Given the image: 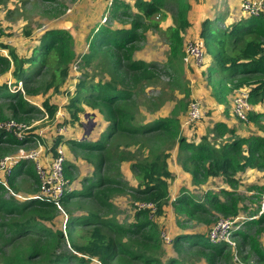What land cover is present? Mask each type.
Segmentation results:
<instances>
[{"label":"trees","instance_id":"obj_1","mask_svg":"<svg viewBox=\"0 0 264 264\" xmlns=\"http://www.w3.org/2000/svg\"><path fill=\"white\" fill-rule=\"evenodd\" d=\"M130 1L132 5L115 2L111 10L112 19L117 20L120 11L126 13L133 8L135 11L128 16L129 28L99 26L98 36L92 40L88 51L80 56L86 67L94 59L103 60L110 78L103 83H93L83 73L64 106L69 111L70 120L63 121V124L71 122L76 125L78 122L80 126L79 115L85 113L80 106L83 104L97 111L108 123L107 130L93 140H64L55 136L49 152L54 156L58 145L65 141L82 153L97 174L95 180L87 178L86 184L82 182L81 191L65 192L61 196L63 209L77 206L75 209L79 210L86 202L96 210H111L112 199L123 193L126 186L119 170L120 163L124 161L130 163L129 168L137 181L136 187L131 189L132 197L139 199L138 203H152L156 210H137L133 222L124 226L114 218L103 219L95 213H88L85 217H74L69 213L64 235L53 223L58 209L52 202L29 199L19 202L14 198H4L8 189L14 187L19 174L31 177L33 183L39 185L33 165L20 161L12 169L16 175L6 177V185L0 182V241L6 249L1 254V264H92L94 261L100 264H163V255H159L161 232L153 217H162L170 202L173 171L167 161L170 155L166 150L172 149L168 147L169 142L175 143L176 160L180 170L190 178V187L204 186L208 180L214 185L213 191H205L198 199L186 185H182L171 203L178 218L176 224L181 229L184 228L183 218L212 217L209 210L224 218H237L241 212H247V216L243 220V229L234 235L238 243L235 248L230 249L225 243L211 244L206 235L179 233L172 238L171 249L180 256V260L168 258L164 264H233L236 256L233 252L246 263L249 253L240 257L238 250L241 248H248L255 257V264H264V251L258 241L264 234V212L254 218L264 197V183L246 187L247 196L237 191L248 171L256 170L264 179V136L239 137L234 127L220 120L198 140H195V134L192 139H187L182 134L181 122L191 101L187 104L184 99L173 106L169 116L142 126L135 125L132 111L134 92L142 83L156 80L158 75L153 66L132 59L136 50L134 44L143 38L142 32L147 28L158 29L154 18L161 14L162 5L169 0ZM171 1L177 8V15L173 18V25L165 29L169 42L166 68L182 76L183 34L189 28L191 5L189 0ZM227 17L226 14L222 17L217 15L201 22L197 40L202 42L208 61L203 66L208 71L207 76L203 72L201 74L210 88L211 97L219 106L226 103L227 96L235 97L236 91L247 90L252 111L248 113L246 123L258 125L264 119V113H256L253 108L264 107V23L256 18L230 22ZM3 48L8 55L0 54V71L11 70L15 85L13 90L6 84L0 85V122L7 120L5 110L19 122L20 115L31 111L30 99L39 91L42 90L43 95L51 89L57 92L64 83L67 68L76 59L74 40L67 30L51 29L42 33L37 45L29 52L18 54L6 45ZM46 76L47 81L39 86ZM17 83H20L21 90L17 89ZM184 96L189 97L187 90ZM48 103L45 100L43 106L49 116H53L57 107ZM231 113L236 119L232 107ZM30 136L23 135L20 142L13 134L0 131V159L9 155L10 147H18L23 141L32 142ZM125 139L132 141V145L143 139L138 148L140 151L145 149L146 153L140 161H135L131 152L125 153L115 144L117 140ZM125 146L126 149L130 147L128 144ZM219 182L220 186L217 185ZM72 197L80 201L70 203ZM245 200L255 203V209L248 211L242 205ZM73 226L85 228L82 244L72 238Z\"/></svg>","mask_w":264,"mask_h":264},{"label":"rangeland","instance_id":"obj_2","mask_svg":"<svg viewBox=\"0 0 264 264\" xmlns=\"http://www.w3.org/2000/svg\"><path fill=\"white\" fill-rule=\"evenodd\" d=\"M242 1L189 0L191 10L188 13L189 28L183 34L184 46L189 42L197 41L201 22L205 18L212 19L214 16L218 15L222 17L226 14L228 16L227 20L230 22H237L239 20L246 21L248 18L241 11ZM121 2L132 5V1L130 0H123ZM112 7L113 5L111 7L107 6L100 0H0V54L2 56L7 57L8 55L3 45H6L8 49L17 51L18 54L21 51L23 53L29 52L37 45V40L42 33L51 29H63L70 32L74 40V51L76 54V59L68 66L67 77L64 83L60 85L58 91L56 92L51 89L45 95L42 94V90L39 91L36 97L30 99L31 111L20 115L21 121L18 123L25 125L21 134L31 135L30 138L33 141H23L18 147H10V153L7 156L17 157L20 155L36 154L38 163L46 165L53 156L49 152V147L55 136L62 137L64 140L69 138H75L78 141H83L84 138L93 140L100 133L107 130L108 123L101 119L97 111H93L83 104L80 106L84 109L85 113L79 115L81 121L80 126L78 122L76 125H73L71 122L63 124V121L70 120L68 116L69 111L65 110L64 106L67 104V97L71 94L75 83L78 79H81L83 73H86L88 80L93 83H97L98 81H102L103 83L110 78L107 74V68L103 65V60L94 59L86 67L81 63L80 56L88 51L92 40L98 36L97 31L99 26L106 28H115V26L129 28L130 20L128 16L135 10L131 8L126 13L120 11L117 15L118 19L113 20L111 17ZM176 15V6L171 0L167 1L161 7V14L154 18V22L158 23V29L154 27L147 28L144 30L145 32H142L143 38L134 44L136 50L132 59L142 60L153 66L158 75L156 80L150 83H142L134 92L132 111L135 125L142 126L158 118L169 116L173 106L178 101L184 99L187 104L192 100L197 101L202 109V118L194 123L192 128H181L182 134L187 139H192L195 134V140H198L202 135L208 134L210 127L216 121L220 120L234 127L239 137L264 136V119L258 125H254L237 121L233 117L231 107L234 95L227 96L226 103L222 106H219L214 101L210 95V88L204 76H202L203 73V75L207 76L208 72L204 67V69H194L191 66H185L183 64L184 73L182 76L173 74L166 68L169 57V42L165 35V29L173 25V18H176ZM100 48L102 49V47ZM47 79L48 76L44 77L38 85H43ZM14 80L11 75V70L8 72L0 71V85L6 84L9 89L13 90L12 87L15 85ZM16 85L17 89L21 90L20 83ZM186 90L189 93L188 98L184 96ZM45 100H48L51 106L57 107L53 116H49L47 109L43 106ZM223 109H225L226 114ZM253 109L256 113H264V107L259 106ZM58 113H60V116ZM5 115L7 119H12L10 111L5 110ZM61 115L64 116L63 119H61ZM61 127L65 129L62 133L59 132ZM142 140L137 141L135 145H132V141H128L127 139L122 141L117 140L115 144L121 147L120 150L125 153L131 152L134 155L135 161H140L146 153L145 149L140 151V148H138ZM171 143H168V147L172 149L166 150L170 155L167 161L173 171V180L170 181L171 186L169 188L170 202L165 208V214L162 217L158 219L157 217H153L161 232V237L164 235L170 240L169 244H166L164 243V239L162 240L163 237L161 238L159 255H163V264L166 263L168 258L180 260V256H177L171 249V241L174 236L179 233L189 232H193L195 235L202 234L207 236L209 230L214 227L213 225L218 220L236 219L233 217L224 218L222 215L213 212V210H209L212 217L197 216L195 220H186L183 218L184 228L182 229L176 224L178 218L174 215L171 203L180 193L182 185H186L196 199L201 198L205 191H213L214 185L210 184L211 182L208 180L204 186L190 187L188 185L190 178L180 170V165L176 160L175 143L174 145ZM125 144H128L130 147L126 149ZM59 147L64 151L67 163L65 167L67 190L68 192H79L81 191L82 182L84 181V184H86L85 180L87 178L95 180L97 174L93 170V167L84 160L81 152L71 148L65 141L61 142L57 148ZM15 161H24L28 165L32 164L35 170L34 160L25 158L16 159ZM129 166V162L123 161L120 163L119 170L122 174L123 183L126 186L123 193L114 196L112 199L113 206L111 210L106 212L96 210L92 204H87L86 202L82 203L83 207L79 210L75 209L77 206H70L68 209H63L62 204H60V207H57L58 215L53 220L55 227L65 235L64 228L69 213L74 217H85L88 213H95L103 217V219L114 218L115 222L123 226L132 223L134 214L137 212L136 203L140 201L132 197L131 189L136 187L137 181ZM11 171L10 176H15L16 173L13 170ZM255 172L257 174L256 177L253 176ZM2 175L3 179H6V174L2 173ZM242 183L237 191L247 196V193H245L246 187L254 184L261 185L264 183V179L259 175L258 171L251 170L247 172ZM220 184L219 182L217 185L220 186ZM40 193L39 185L34 184L31 177L19 174L16 176L14 187L8 189L4 194V198L6 200L14 198L16 201L25 202L28 199L31 201L36 199V197L40 196ZM41 199L43 198L41 197ZM77 200L72 197L69 199V202L74 203ZM242 205L246 206L248 211L256 207L255 203H250L247 200ZM240 215L237 219L239 222H243L246 219L247 212H241ZM83 235H85V228L73 226L72 238L74 241L82 244L83 240L81 236ZM258 241L261 249L264 251V234L258 238ZM232 242L235 248L236 244L238 245L237 239L234 238ZM228 247L231 249L233 246ZM0 250L1 264V254L6 252L5 246H2L1 241ZM238 251L240 257L249 253V258H247L246 263H243L238 254L233 252V255H236L233 259V264H255V257L250 254L248 248H241ZM98 263L97 261L92 262V264Z\"/></svg>","mask_w":264,"mask_h":264},{"label":"built area","instance_id":"obj_3","mask_svg":"<svg viewBox=\"0 0 264 264\" xmlns=\"http://www.w3.org/2000/svg\"><path fill=\"white\" fill-rule=\"evenodd\" d=\"M107 6H112L115 2H121L123 0H100ZM241 11L247 18L261 19L264 23V0H243L241 3ZM183 64L185 66H191L194 69H201L205 64V54L202 42L194 41L189 42L184 46ZM249 93L247 90H238L235 93V97L232 104L233 114L237 120L246 122L247 115L252 111V106L248 102ZM60 116V113H58ZM62 117V115H61ZM202 118V109L197 101H191L188 105L186 115L181 123V128H188L191 124L196 123ZM25 125L18 123L13 119H7L0 122V131L13 134L18 141H22V130ZM64 127L59 129V132H64ZM22 153V151H20ZM29 158L35 162V172L39 180L40 196L33 200H40L44 202H52L56 207H60V198L67 190V179L65 177V163L66 159L64 151L61 147L57 148L56 154L52 156L46 165L39 164L37 161V155H20L17 157L5 156L0 159V182L6 185V179H3L2 173L6 174V177L10 176L13 167L20 161L16 162V159ZM15 164V165H14ZM136 209H148L154 212L156 208L152 203H138ZM262 212H264V197L260 205V210L257 218ZM238 218V217H237ZM220 219L211 228L207 234V239L211 244L225 243L227 246H233L232 242L235 238L236 232L240 231L243 222H239L238 219ZM163 237V238H162ZM162 240L165 243H169L170 240L162 235Z\"/></svg>","mask_w":264,"mask_h":264},{"label":"crops","instance_id":"obj_4","mask_svg":"<svg viewBox=\"0 0 264 264\" xmlns=\"http://www.w3.org/2000/svg\"><path fill=\"white\" fill-rule=\"evenodd\" d=\"M208 63V61L206 62V59H205V65ZM205 67V66H204ZM184 119V118H183ZM183 119H182V121H183ZM254 177H255V174L253 175Z\"/></svg>","mask_w":264,"mask_h":264},{"label":"clouds","instance_id":"obj_5","mask_svg":"<svg viewBox=\"0 0 264 264\" xmlns=\"http://www.w3.org/2000/svg\"><path fill=\"white\" fill-rule=\"evenodd\" d=\"M239 218V217H238Z\"/></svg>","mask_w":264,"mask_h":264}]
</instances>
